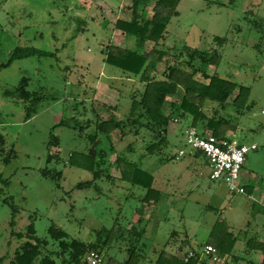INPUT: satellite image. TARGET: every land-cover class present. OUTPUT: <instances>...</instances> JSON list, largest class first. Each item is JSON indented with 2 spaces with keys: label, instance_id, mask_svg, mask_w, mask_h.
Segmentation results:
<instances>
[{
  "label": "rangeland",
  "instance_id": "1",
  "mask_svg": "<svg viewBox=\"0 0 264 264\" xmlns=\"http://www.w3.org/2000/svg\"><path fill=\"white\" fill-rule=\"evenodd\" d=\"M110 1L113 8L121 5V0H0V257H4L0 264H12L16 250L27 240L14 235L13 229L25 234L33 223L36 236L48 240L37 262L50 254L56 264H74L58 255L61 249L51 238L50 226L67 231L69 240L88 244L99 240L100 228L116 225L123 235L146 210L152 214L146 221L152 237H145L141 264H152L147 253L151 242L161 243V249L168 240L196 248L234 243L238 261L234 264H262L259 251L249 242L264 240V0H177V13L171 15L162 41V46L177 49H217L221 62L209 66V73L250 87L248 107L242 113L228 109L232 115L228 131L239 141L258 145L247 153L242 167L246 184L242 194L210 177L203 154L162 160L180 147L190 149L181 124L179 136L172 132L163 152L153 155H142L152 140L149 134L134 133L129 125L116 129L111 139L98 133L99 144L91 141L101 118L111 113L127 116L132 91L143 86L137 78L112 72L117 68L103 60V44L110 42L112 32L105 17L111 23L119 15H109ZM219 37L224 38L221 44ZM112 39L136 47L120 35ZM16 48L40 52L2 66ZM165 67L160 64L158 72ZM23 77L29 78L26 89L39 97L32 106L15 92ZM54 135L59 138L57 146L49 144ZM92 149L91 171L85 165ZM118 155L156 178L154 188L160 196L150 208L141 199L145 189L122 180L115 162ZM97 170L102 171L95 185L74 188L93 179ZM15 206L19 210L13 228ZM118 233L110 241L112 247L104 248L101 264L128 257ZM85 257L79 264H88ZM227 264H233L229 256Z\"/></svg>",
  "mask_w": 264,
  "mask_h": 264
},
{
  "label": "trees",
  "instance_id": "2",
  "mask_svg": "<svg viewBox=\"0 0 264 264\" xmlns=\"http://www.w3.org/2000/svg\"><path fill=\"white\" fill-rule=\"evenodd\" d=\"M142 1L134 0L133 5L137 6ZM176 2L177 0H156L153 14L150 17L141 12H134L129 20L117 19V28L124 32L126 37H133L136 47L126 44H106L102 48L103 60L120 69L127 77L137 78L143 83V86L142 89L137 88L132 91L131 106L127 116L122 118L111 113L110 117L101 118L96 123L95 133L89 136L94 144L100 142L98 133H105L107 138L111 139V134L116 129H123L129 125L134 133L143 130L152 139L145 146L143 156L162 153L168 143V131L172 121H187L189 122L187 127L197 128L202 135L213 134L216 137H225L227 131L232 127V115L228 109L231 108L237 113H242L248 107L249 86L224 78L218 73H209L207 69L209 66H218L221 62V55L217 49L201 50L193 47L177 49L176 46H162L170 17L173 12L177 13ZM223 39L219 37L216 38V41L221 44ZM148 40L153 41V45L150 47H146ZM39 52L40 50L35 48L28 50L16 48L10 59L1 65L9 66L15 59L30 57ZM162 63H165L166 67L163 73H159V65ZM28 83L29 78L23 77L15 92L19 99L32 102L30 104L32 106L39 97L36 96V91L26 89ZM236 90L238 92L233 97ZM0 140L3 141L2 136H0ZM49 144L59 145V138L54 135ZM185 145L187 146L186 139ZM93 148L95 149V147ZM111 149H113L112 143ZM182 149H185V155L192 152L191 148L184 147ZM94 151L90 150L91 154L87 156L89 163L85 165V168L91 171L94 169V164L91 162ZM168 155L162 160L181 158L178 157V153L171 157ZM101 156L103 163H106V156L104 154ZM70 161L74 164L73 160ZM115 162L120 169L122 180L145 189V194L142 196L144 202L150 203L160 196V191L154 188V176L151 172L142 169L132 160H126L122 155H118ZM101 171H94L93 179L78 182L74 188H88L95 185ZM43 173L50 175L49 171H43ZM57 174L60 175V172ZM0 180H2L1 176ZM18 210V206L13 207L10 220L13 228L16 226L15 216ZM102 231L103 234H101ZM102 231L99 233V240L86 244L83 240L75 238L69 240V233L63 229L49 227L51 238L58 241L61 249L58 255H64L63 262L74 264H79L82 255L86 256L91 250L100 252L104 258L103 262L105 261L103 250L108 247L114 235L119 231L116 230V225L112 228L102 229ZM12 233L20 238L24 235L27 237V240L16 250L14 258L11 260L12 264H56L50 254L43 255L37 262V258L42 254V248L48 244V240L36 236L33 223L28 225L25 234L14 229ZM122 233L123 235L118 233L117 237L123 240L128 235L127 237L132 238L131 241H133L128 257L124 261L110 258L107 264H140L145 258L143 251L146 242L143 241V231L133 227ZM212 245L227 254H231L235 246L234 243H231L229 247H224L222 244ZM249 246L263 252L262 264H264V241L253 240V242H249ZM67 252H70L68 257L65 256ZM3 260L4 257H0V262ZM200 261L198 254L185 261L182 256L174 255L167 249H163L154 264H198ZM85 263H88L87 260Z\"/></svg>",
  "mask_w": 264,
  "mask_h": 264
},
{
  "label": "built area",
  "instance_id": "3",
  "mask_svg": "<svg viewBox=\"0 0 264 264\" xmlns=\"http://www.w3.org/2000/svg\"><path fill=\"white\" fill-rule=\"evenodd\" d=\"M187 146L193 151H200L206 156L210 168V177L223 181L231 192L244 193L245 188L240 180L246 155L251 149H257L256 143L238 142L228 135L216 137L213 134L202 135L195 127H187L184 132ZM185 155V149H180L178 157ZM207 259L212 264H227L228 255L212 244H204L201 248L189 249L183 254L188 261L196 255ZM89 264L103 263V255L97 250H91L86 255Z\"/></svg>",
  "mask_w": 264,
  "mask_h": 264
},
{
  "label": "crops",
  "instance_id": "4",
  "mask_svg": "<svg viewBox=\"0 0 264 264\" xmlns=\"http://www.w3.org/2000/svg\"><path fill=\"white\" fill-rule=\"evenodd\" d=\"M155 0H143L142 2H139L138 4H137V6H135V5H133V3H134V0H121V5H119L117 8H113L111 5H113L112 3V1H110L109 3V5L112 7L111 8V11H110V13H109V15H111L112 17L113 16H115L116 15V13H117V17H116V19H115V21H113L112 20V22L111 23H109L108 21L111 19V18H109L108 16L107 17H105V20L107 21V22H105L106 24H110V25H112L111 26V35H110V39H109V41L110 42H108L107 44H117V45H120V44H122V45H125V44H123L122 42H120V43H117L116 41H114V39H112L113 37L114 38H116L117 36H119L120 35V37L121 38H123L125 41L126 40H129V41H132L133 43L135 42V40H134V38L133 37H126V35H125V33L124 32H122L120 29H118L117 28V26H116V21H117V19H126V20H129V19H131V16H132V14L134 13V12H141V13H143L145 16H148V17H150L152 14H153V7H154V4H155ZM98 4H100L99 2H98ZM101 5V4H100ZM127 10V12H125ZM120 13H125V14H127V17H123V16H121V14ZM109 19V20H108ZM119 34V35H118ZM112 36V37H111ZM130 38V39H129ZM106 44H103V46H105ZM151 45H153V41L152 40H148L147 42H146V47H148V46H151ZM103 58H104V55H103ZM112 72H119L120 74H123V75H125L120 69H114ZM126 76V75H125ZM129 78V77H128ZM131 79V78H130ZM179 124H181L182 125V132H184L185 131V129L187 128V126L189 125V122H187V121H179V120H176V121H172L171 122V124H170V126H169V131H168V140L170 141V137H169V135L170 134H172V132L174 133V135H176L177 136V128H178V125ZM226 135H228V136H230L231 138H234V139H236V135L233 133V132H231V131H227V133H226ZM178 136H179V134H178ZM238 142H245V141H239L238 139H236ZM182 148H184V147H180V149H182ZM179 149V150H180ZM189 154H192L193 156H198V155H201L202 153L199 151H193L192 150V152H190ZM154 180H155V185H156V178H154ZM241 182H242V185L244 186V188H245V191H246V184H245V182L243 181V179L241 178ZM228 187V186H227ZM163 190V189H162ZM230 191V190H229ZM163 192H164V190H163ZM245 193V192H244ZM144 194H145V191H144ZM143 194V195H144ZM242 194V193H241ZM170 197V196H169ZM141 199H142V197H141ZM155 201L153 200L152 202H150V203H147L148 204V208H150L151 207V204L152 203H154ZM147 211V210H146ZM145 211V212H146ZM145 212H143V215H140V216H138L137 218H136V223H137V225L136 224H130V225H128L127 226V228L126 229H131V228H133V227H135L137 230H141V231H143V241L144 240H146V235L148 234V236H149V231H148V229H147V227H148V224H147V222H148V220H150L151 218H152V214H151V212H147V213H145ZM147 221V222H146ZM102 231V228H100V232ZM101 234H103V231L101 232ZM173 234V233H172ZM128 236V235H127ZM126 236V239H123V240H120V243H121V249H123L124 250V252L125 253H127L128 254V252H129V248L132 246V242L133 241H131V239L132 238H130V237H127ZM149 237H152V236H149ZM259 241H264V240H262V239H260ZM166 243V242H165ZM138 244V243H137ZM169 245V247H171L170 248V250H168V251H170L172 254H174V255H177V256H183V254L187 251V250H189V249H193L194 247H192V246H188L184 241H182L181 243H175V242H171V240H168L167 241V243L166 244H164V248H161V249H159L160 247H161V243H156V241L155 242H151V244H150V246H149V248H152V250H151V252H147V253H150V255H151V257H150V260H151V262H152V264H154L155 263V261H156V259H157V257H158V255H159V253H160V251L161 250H163V249H166V247ZM171 245H173V246H171ZM236 245V244H235ZM108 247L110 248V247H112V244L111 243H109L108 244ZM235 247V246H234ZM257 249V248H256ZM258 251H259V253H260V255H259V261L260 262H262V259H263V252L260 250V249H257ZM225 254H227V253H225ZM153 255V256H152ZM228 256H229V258H231V260H233V264H234V262L235 263H237L238 261H237V255L235 254V253H231V254H227ZM127 258V257H126ZM126 258H124V259H126ZM201 259V258H200ZM204 261V262H203ZM142 263V262H141ZM140 263V264H141ZM230 263V262H229ZM198 264H212L209 260H207V259H201V261L198 263Z\"/></svg>",
  "mask_w": 264,
  "mask_h": 264
}]
</instances>
